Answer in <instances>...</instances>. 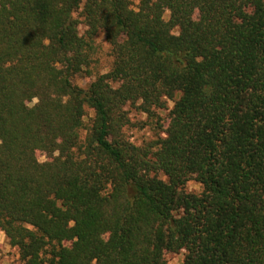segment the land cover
Returning <instances> with one entry per match:
<instances>
[{
  "label": "trees",
  "instance_id": "16d2710c",
  "mask_svg": "<svg viewBox=\"0 0 264 264\" xmlns=\"http://www.w3.org/2000/svg\"><path fill=\"white\" fill-rule=\"evenodd\" d=\"M0 231L23 264H264V0H0Z\"/></svg>",
  "mask_w": 264,
  "mask_h": 264
},
{
  "label": "rangeland",
  "instance_id": "374dc122",
  "mask_svg": "<svg viewBox=\"0 0 264 264\" xmlns=\"http://www.w3.org/2000/svg\"><path fill=\"white\" fill-rule=\"evenodd\" d=\"M133 6H135L137 0H132ZM80 31L84 30L83 24L79 26ZM96 51L94 57L98 60L97 63H93L92 70L93 74L98 72H104L106 66L109 65L110 58L108 57L109 45L104 41L102 35H98L95 38ZM93 77L88 78H78L76 81L81 86H85ZM36 100H33L30 105L34 104ZM172 107V102H167V108L164 110H154L153 115H146L137 111L135 108L127 106L129 109L130 124L126 126L125 133L129 140L136 145H140L146 141L156 139L157 135H160V125L165 127L167 122V115L169 109ZM89 116L91 115V110L88 111ZM38 159L40 161L44 160V156L39 155ZM187 192H199L201 186L195 180L191 179L184 185ZM184 252H166V264H183ZM0 264H23L19 258L17 248L8 244L5 234L0 231Z\"/></svg>",
  "mask_w": 264,
  "mask_h": 264
}]
</instances>
